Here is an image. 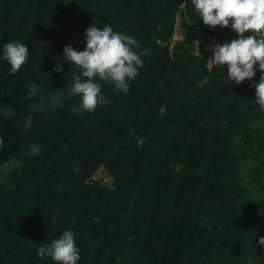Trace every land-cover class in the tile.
Segmentation results:
<instances>
[{"label":"trees","instance_id":"obj_1","mask_svg":"<svg viewBox=\"0 0 264 264\" xmlns=\"http://www.w3.org/2000/svg\"><path fill=\"white\" fill-rule=\"evenodd\" d=\"M176 18L208 43L236 35L190 0H0V46L29 48L15 73L0 60V264H56L36 251L65 229L77 264H264V112L248 79L229 83L191 40L170 46ZM91 23L147 54L128 93L99 81L108 103L74 112L62 48L83 49Z\"/></svg>","mask_w":264,"mask_h":264},{"label":"clouds","instance_id":"obj_2","mask_svg":"<svg viewBox=\"0 0 264 264\" xmlns=\"http://www.w3.org/2000/svg\"><path fill=\"white\" fill-rule=\"evenodd\" d=\"M190 3L203 24L228 27L235 32V38L209 45L212 55L207 62L224 69L226 66L229 83L240 84L248 79L254 90L255 106L264 112V0H190ZM246 31L248 34L244 35ZM81 42L83 49L68 44L62 48L61 55L62 60L78 68V72L66 74L70 81L68 95L78 97L72 111L91 112L98 105L108 103L99 81L113 85L114 90L129 92L130 82L139 74L142 55L147 54V49H141L134 36L114 30L110 24L99 27L91 23L83 30ZM28 56L29 48L24 41L13 39L0 46V60L7 62L11 73L18 71ZM257 70H260L258 81H252ZM52 71L63 72V65L57 63ZM27 88L29 96L40 91L35 82H30ZM2 111L10 114L12 110L4 107ZM28 124H31L30 117ZM130 131L134 134V130ZM136 140L140 145L144 143L143 137L137 136ZM28 151L36 155L40 146L32 143ZM257 243L264 246V236ZM36 254L47 256L56 264H77L80 249L74 231L63 230L56 238L41 244ZM249 264H261V259H250Z\"/></svg>","mask_w":264,"mask_h":264},{"label":"built area","instance_id":"obj_3","mask_svg":"<svg viewBox=\"0 0 264 264\" xmlns=\"http://www.w3.org/2000/svg\"><path fill=\"white\" fill-rule=\"evenodd\" d=\"M178 34L180 37H178ZM191 40L195 43V53L198 54L199 52H201V50H204L207 52V58H209L212 53L211 50L209 48V45L212 43H208L206 42L205 39H203L200 35V30L198 28V26L196 24L192 25L191 31L188 35H183L180 32V29L178 28H173L172 31V35L170 37V46H172V44L174 42H176L177 40ZM217 43V42H214ZM98 174V178H102L103 181H106L109 177L108 175L105 173V170L102 167H99L97 169V171L95 172V177H97Z\"/></svg>","mask_w":264,"mask_h":264},{"label":"rangeland","instance_id":"obj_4","mask_svg":"<svg viewBox=\"0 0 264 264\" xmlns=\"http://www.w3.org/2000/svg\"><path fill=\"white\" fill-rule=\"evenodd\" d=\"M173 28L181 29L179 18H176ZM178 37H180L179 34H178ZM97 178H98V174H97Z\"/></svg>","mask_w":264,"mask_h":264}]
</instances>
